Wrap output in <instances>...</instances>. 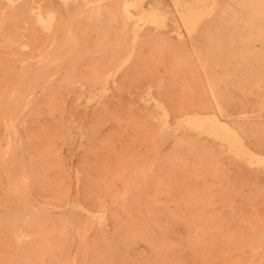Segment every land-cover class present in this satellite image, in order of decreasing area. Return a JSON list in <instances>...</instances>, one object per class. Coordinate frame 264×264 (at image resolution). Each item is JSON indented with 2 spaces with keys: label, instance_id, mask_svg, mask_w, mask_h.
I'll return each mask as SVG.
<instances>
[{
  "label": "rangeland",
  "instance_id": "obj_1",
  "mask_svg": "<svg viewBox=\"0 0 264 264\" xmlns=\"http://www.w3.org/2000/svg\"><path fill=\"white\" fill-rule=\"evenodd\" d=\"M0 264H264V0H0Z\"/></svg>",
  "mask_w": 264,
  "mask_h": 264
},
{
  "label": "bare ground",
  "instance_id": "obj_2",
  "mask_svg": "<svg viewBox=\"0 0 264 264\" xmlns=\"http://www.w3.org/2000/svg\"><path fill=\"white\" fill-rule=\"evenodd\" d=\"M197 24V23H196ZM198 25V24H197ZM190 26V25H189ZM233 134V133H232ZM224 135V134H223ZM226 136V135H225ZM225 136H223V137H225ZM214 137V136H213ZM217 137V136H216ZM215 138V137H214ZM219 140H220V138H219ZM240 140V139H239ZM226 141V140H225ZM234 141H236V140H234ZM238 150V149H237Z\"/></svg>",
  "mask_w": 264,
  "mask_h": 264
}]
</instances>
